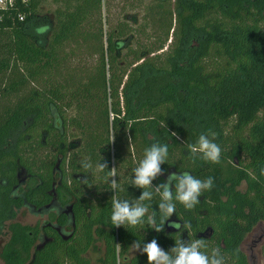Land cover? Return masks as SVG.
<instances>
[{
  "label": "trees",
  "instance_id": "16d2710c",
  "mask_svg": "<svg viewBox=\"0 0 264 264\" xmlns=\"http://www.w3.org/2000/svg\"><path fill=\"white\" fill-rule=\"evenodd\" d=\"M41 1L0 7V221L19 169L27 176L24 197L35 206L49 201L58 177L55 195L67 203L72 172L88 177L94 197L82 183L71 237L49 231L53 240L32 251L36 225L10 224L2 264H148L146 254L128 251L152 239L165 251L179 239H204L202 250L218 248L224 264H248L243 243L264 221V0H138L141 14L106 31L102 0H53L60 5L44 23ZM69 45L94 56L89 69L67 67ZM209 130L221 149L216 164L187 148ZM153 143L168 145L154 188L171 173L213 178L191 210L176 202L159 232V193L132 185ZM145 190L153 192L143 201L145 222L113 226L112 200L135 203ZM87 251L97 252L95 260Z\"/></svg>",
  "mask_w": 264,
  "mask_h": 264
},
{
  "label": "clouds",
  "instance_id": "9594fccd",
  "mask_svg": "<svg viewBox=\"0 0 264 264\" xmlns=\"http://www.w3.org/2000/svg\"><path fill=\"white\" fill-rule=\"evenodd\" d=\"M215 138L216 134L209 130L207 133H201L196 144H188L187 148L193 156L199 153L200 158L204 161L214 164L219 163L221 149L215 142ZM167 156V144L153 143L146 148L143 159L133 170L134 179H132V185L140 189L154 188L152 181L162 174L160 165L165 163ZM84 167L87 169L91 165L85 164ZM98 167L103 170L107 167V164L100 163ZM111 170V174L114 177V168ZM262 174H264V170H262ZM173 182H175V195H173ZM82 183L87 184L88 180L84 179ZM212 186V177L201 180L186 171L181 172L179 175L175 173L169 174L164 183L154 188L161 198L158 207L164 221H162L161 226L156 227L154 226V217L149 216L148 224L153 225L157 232L161 231L165 220L176 212V202L182 204L185 209L191 210L200 203L199 197H201L202 193L211 190ZM111 187L113 190L118 189L119 186L115 179L111 181ZM152 196V191L145 190L141 192L135 203L119 198L113 199L111 214L113 226L129 225L135 227L142 225L145 222V216L149 212L148 206L143 201L151 200ZM132 247L146 254L148 264H224L218 248L213 250L211 255L202 250L206 249L204 239H195L191 242L179 239L175 241V246L169 251L163 250L156 239L144 244L142 248L139 241L135 242Z\"/></svg>",
  "mask_w": 264,
  "mask_h": 264
},
{
  "label": "flooded vegetation",
  "instance_id": "af4514ba",
  "mask_svg": "<svg viewBox=\"0 0 264 264\" xmlns=\"http://www.w3.org/2000/svg\"><path fill=\"white\" fill-rule=\"evenodd\" d=\"M72 152H75V148L78 145L77 141L73 138L72 139ZM58 160L53 165L52 174L58 169L57 168ZM72 180L69 181V191L70 199L67 203H61L59 202L57 196L55 195V187L59 184V177L52 181L51 188L48 191L50 198L49 201L40 204V205H34L27 202L26 197H24V187L26 183L27 176L23 173L21 169L16 172V183L11 186L12 192H14L13 197H10L12 199L11 203L9 204L8 211L4 217L3 220L0 221V250L2 249L3 245L7 242L9 238V231L8 226L13 223H17L19 225H28L30 227H33L36 225L37 227V236L36 240L33 243L31 247V251L33 249H38L42 247L45 243L50 242L53 240V234L60 237L63 240H66L71 237L72 232L74 230V212H73V204L75 203V195L79 188L82 185L83 177L81 174L72 172ZM84 179H87L88 182L90 180L88 177H85ZM166 181V179H165ZM164 181V182H165ZM86 187H89L88 195L87 197H94L91 195V193L94 191L91 186L92 183L85 184ZM89 202H93L92 199H89ZM88 202V203H89ZM23 209L25 211H28L31 215L36 216L39 221H35L32 224L27 223H21L17 220H14V217L20 212V210ZM60 216H64V223L59 224L58 218ZM174 221V220H173ZM168 229H174L173 226L168 227ZM49 231H51L53 234L49 235ZM255 231V232H254ZM254 232V233H253ZM52 236V237H51ZM252 237L253 243H261V247L264 250V242H261L264 239V221L258 222L251 232L248 234L247 237ZM98 242L96 243V245ZM245 242L243 243V250H244ZM246 248V246H245ZM245 252V250H244ZM246 254V252H245ZM85 255L92 260H95L97 256V252L87 251ZM131 255V254H130ZM32 258V255H30ZM129 256V255H128ZM247 262L248 264H253L254 262L251 259L250 255H247ZM0 264H2V261L0 260Z\"/></svg>",
  "mask_w": 264,
  "mask_h": 264
},
{
  "label": "rangeland",
  "instance_id": "374dc122",
  "mask_svg": "<svg viewBox=\"0 0 264 264\" xmlns=\"http://www.w3.org/2000/svg\"><path fill=\"white\" fill-rule=\"evenodd\" d=\"M59 5L60 4L58 2L53 0H42L37 9V15L39 18H41L40 22L44 23L46 20L53 21V10ZM132 12H136L138 15L141 14L138 0H102L100 9V22L102 29L106 31L107 29L114 26L117 22L125 19L126 16ZM68 49L75 55L72 56L70 63L67 65L69 69H73L74 67H79L80 69L90 68V65L94 61V56L90 52L86 50L82 51V49L80 50L73 45H69L65 51H68ZM65 113L69 115L73 112L66 111ZM243 186L244 185L242 184L241 187ZM14 220L27 224H32L35 221H39L36 216L31 215L28 213V211L23 209H21L20 212L14 217ZM252 240L253 238L250 236L246 238L244 250L247 255L251 256V259L254 262L253 264H264V250L261 247V243H253ZM261 242H264V239ZM136 251L137 250L131 246L128 251V255L133 254Z\"/></svg>",
  "mask_w": 264,
  "mask_h": 264
},
{
  "label": "built area",
  "instance_id": "2783aa9c",
  "mask_svg": "<svg viewBox=\"0 0 264 264\" xmlns=\"http://www.w3.org/2000/svg\"><path fill=\"white\" fill-rule=\"evenodd\" d=\"M11 3H12V0H0V7H3L5 5L9 6Z\"/></svg>",
  "mask_w": 264,
  "mask_h": 264
}]
</instances>
